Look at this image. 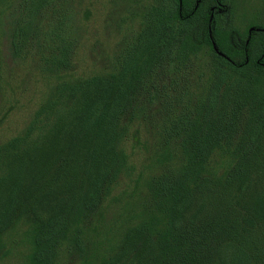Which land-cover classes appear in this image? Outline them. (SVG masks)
Wrapping results in <instances>:
<instances>
[{"label":"trees","instance_id":"trees-1","mask_svg":"<svg viewBox=\"0 0 264 264\" xmlns=\"http://www.w3.org/2000/svg\"><path fill=\"white\" fill-rule=\"evenodd\" d=\"M186 1L136 4L85 74L68 8L0 0V127L19 101L7 56L45 86L0 140V259L264 264V22Z\"/></svg>","mask_w":264,"mask_h":264},{"label":"rangeland","instance_id":"rangeland-1","mask_svg":"<svg viewBox=\"0 0 264 264\" xmlns=\"http://www.w3.org/2000/svg\"><path fill=\"white\" fill-rule=\"evenodd\" d=\"M153 0H58L57 12L68 8L72 12L71 22L81 33L80 42L75 50L76 65L75 71L79 73H90L110 59L116 45V41L121 35L120 28L116 26L118 19L121 22L119 27L126 29V26H136V20L131 23L129 18L130 10L134 6L139 7L142 3L148 4ZM229 5V16L221 17L230 23L238 26L240 30L247 24L254 28V23L264 22V0H224ZM60 6V8H59ZM123 17L125 20H123ZM127 18V19H126ZM70 24V23H69ZM79 25V26H77ZM264 28V27H263ZM7 42V41H6ZM5 41L0 42L4 54L8 51L5 48ZM11 65V88L18 95L16 108L12 109L9 115L3 119L0 127V140L12 134L21 127L33 110L44 89L43 81L33 74L29 83L21 84L24 75L28 74V60H14L10 56L6 57ZM35 73L34 69H31ZM36 78V81L34 80ZM1 113V111H0ZM24 248L18 246L9 255L0 259V264H27L24 259ZM59 264H68L61 260Z\"/></svg>","mask_w":264,"mask_h":264},{"label":"flooded vegetation","instance_id":"flooded-vegetation-1","mask_svg":"<svg viewBox=\"0 0 264 264\" xmlns=\"http://www.w3.org/2000/svg\"><path fill=\"white\" fill-rule=\"evenodd\" d=\"M209 1L210 0H187L185 6L189 9V11H192L193 8H196L200 6L201 3L206 2V4L208 3V10L210 12V15L212 16L215 11L224 12L223 10H226L225 5H228V3H226L224 0H216L215 3H209Z\"/></svg>","mask_w":264,"mask_h":264}]
</instances>
